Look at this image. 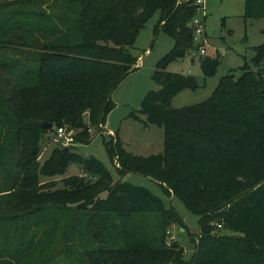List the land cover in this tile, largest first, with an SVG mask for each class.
Masks as SVG:
<instances>
[{"label":"trees","instance_id":"16d2710c","mask_svg":"<svg viewBox=\"0 0 264 264\" xmlns=\"http://www.w3.org/2000/svg\"><path fill=\"white\" fill-rule=\"evenodd\" d=\"M243 3L245 19L263 20L249 62L237 76L221 75L207 98L173 107L176 93L199 86L165 69L197 49L195 0H0V264H264V0ZM156 10L155 32L173 46L152 72L159 87L130 115L163 128L162 151H127L117 132L105 146L120 172L155 179L198 215L187 258L167 238L182 221L172 206L76 151L136 68L130 49ZM199 63L209 76L219 58ZM63 124L74 144L55 145L40 161L44 135ZM70 163L80 172L63 175ZM216 225L226 232H213Z\"/></svg>","mask_w":264,"mask_h":264},{"label":"rangeland","instance_id":"374dc122","mask_svg":"<svg viewBox=\"0 0 264 264\" xmlns=\"http://www.w3.org/2000/svg\"><path fill=\"white\" fill-rule=\"evenodd\" d=\"M243 5V0H203L199 16L203 18L205 32L196 42L197 49L171 60L165 68L168 71L192 75L197 79L199 86L194 90L183 89L176 93L171 99V106L179 107L207 98L221 75L231 71L237 76L240 73L239 66L249 62L254 52L253 47L262 41L263 20L245 19L242 15ZM158 16L159 11L156 10L140 28L130 49L132 54L137 56L136 68L130 70L113 89L112 106L107 112L105 122L99 128L91 127L93 134L91 140L87 143H77L76 151L99 159L109 170L114 181L121 179L142 185L159 196L166 207L172 206L182 221L169 225L167 238L177 239L183 245L184 257L187 258L194 251L198 240V215L190 211L177 196L170 192L166 193L164 187L155 179L133 171L120 172L114 156L109 155L105 146L107 142H112L114 133L117 132L122 146L127 151L143 155L162 151L163 128L150 123L144 125L140 119L130 115L132 110L140 107L141 99L149 89L159 87L151 76L152 72L156 62L169 53L173 46V39L167 33L163 30L155 32ZM200 42L205 49L202 54L199 53ZM204 55L219 58L215 73L209 76H204L200 68L199 56ZM262 71L264 78V70ZM137 114L140 118H144L143 114ZM41 144L40 161L44 160L53 146L60 145L55 140L53 131L44 135ZM79 172V165L70 163L63 175ZM46 178L56 180L59 177L41 176V179ZM102 195H105V192ZM226 230L216 225L212 231L226 232Z\"/></svg>","mask_w":264,"mask_h":264},{"label":"built area","instance_id":"2783aa9c","mask_svg":"<svg viewBox=\"0 0 264 264\" xmlns=\"http://www.w3.org/2000/svg\"><path fill=\"white\" fill-rule=\"evenodd\" d=\"M195 3L198 5L196 7L197 13L195 16H193L191 24L194 26V40L199 41V38L203 35L204 32L203 18L199 16V12L202 11L201 8L203 5V0H195ZM204 52L205 49L201 43L199 46V53L202 54ZM53 135L55 140L58 141L61 145L74 144V129L71 126H68L67 124L56 126L53 131Z\"/></svg>","mask_w":264,"mask_h":264},{"label":"water","instance_id":"95a60500","mask_svg":"<svg viewBox=\"0 0 264 264\" xmlns=\"http://www.w3.org/2000/svg\"><path fill=\"white\" fill-rule=\"evenodd\" d=\"M40 126L50 129L52 127V123L49 121L42 120L39 122Z\"/></svg>","mask_w":264,"mask_h":264},{"label":"crops","instance_id":"0c3cea01","mask_svg":"<svg viewBox=\"0 0 264 264\" xmlns=\"http://www.w3.org/2000/svg\"><path fill=\"white\" fill-rule=\"evenodd\" d=\"M204 32H205V28H204ZM111 131V130H110Z\"/></svg>","mask_w":264,"mask_h":264}]
</instances>
